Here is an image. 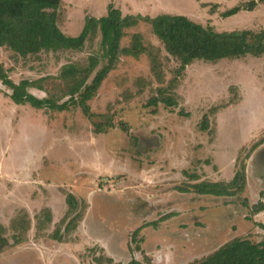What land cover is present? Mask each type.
Returning <instances> with one entry per match:
<instances>
[{"label": "rangeland", "instance_id": "rangeland-1", "mask_svg": "<svg viewBox=\"0 0 264 264\" xmlns=\"http://www.w3.org/2000/svg\"><path fill=\"white\" fill-rule=\"evenodd\" d=\"M249 1L81 2L70 6L61 31L77 36L86 18L106 16L110 3L121 8L123 16L179 14L217 32L261 31L264 1L252 10L223 15ZM65 4L69 8L71 0ZM125 32L122 46L139 33L147 51L159 49L163 83L152 74L147 51L138 58H120L87 101L86 113L71 104L61 111L17 104L0 83V223L9 236V222L22 211L30 221L28 241L0 254V264H98L95 258L100 264H108L107 258L122 264L132 258L141 264H190L234 236H248L253 242L264 236V228L255 224H264V212L251 211L264 201V144L245 159L242 193L215 197L178 190L202 180H230L240 159L264 138V55L194 61L178 78L177 105L150 106L148 101L169 84L178 62L146 22ZM99 42L97 34L82 51L27 58L0 48V63L10 68L8 75L16 83L36 80L56 75L63 64L85 61ZM94 124L104 130L96 132ZM67 192L75 195L83 215L58 243L48 235L66 215ZM44 208L50 209L51 222L46 236L35 238L36 216Z\"/></svg>", "mask_w": 264, "mask_h": 264}, {"label": "trees", "instance_id": "trees-1", "mask_svg": "<svg viewBox=\"0 0 264 264\" xmlns=\"http://www.w3.org/2000/svg\"><path fill=\"white\" fill-rule=\"evenodd\" d=\"M262 1L264 0L245 2L227 10L223 15L231 16L240 10H252ZM65 20L66 10L62 0H0V48L9 50L17 57L27 58L58 51L79 52L87 41L97 34L100 35L97 51L88 55L83 62L63 64L56 75L42 76L36 80L23 79L16 83L8 75L10 68L5 69L1 62L0 83L10 90L6 96L13 102L20 105L28 104L36 109L57 111L65 110L71 104L80 106L86 113L87 101L95 95L106 76L116 69L120 58L122 56L138 58L148 50L143 36L139 33L131 35V42L128 45L121 44L126 34L125 30L136 26L139 21L149 24L151 32L161 42L165 52L178 62L169 84L159 88L157 95L148 101L150 106H156L158 103H163L167 107L177 105L174 91L178 78L183 74L185 67L194 61L216 62L221 59H240L247 55L254 57L264 55V29L258 32L247 29L217 32L212 26H203L179 14H161L154 18L139 14L123 16L120 9L110 3L106 16L87 17L83 30L74 37L61 31ZM150 49L146 52L150 58V70L155 79L163 83L164 72L163 64L159 62L160 51L153 46ZM30 88L44 92L45 96H35L28 90ZM219 109L221 107L217 110ZM94 126L96 132L104 130L101 125ZM201 128L206 130L207 125L202 124ZM261 144H264V138L253 144L248 153L240 159L241 162H238L230 180H202L189 183L186 188L178 190L215 197H230L242 193L247 183L245 159ZM65 202L66 215L48 235L51 240L58 243L64 242L65 233L76 229L83 215L78 200L71 192L65 193ZM243 204L245 206L246 202ZM251 211L253 215L264 212V201L260 200L254 204ZM247 219L252 221L249 217ZM36 220L35 238L46 236L43 232L46 225L51 222L50 209H42ZM255 224L264 228L262 223ZM5 226L0 223V254L29 239L30 221L24 211L9 222V227L13 231L11 235L6 234ZM138 232L139 229L133 232V239ZM95 261L101 263L99 258H95ZM107 261L108 264H122L113 262L111 258H107ZM126 264L141 262L132 258ZM190 264H264V236L256 242L251 241L248 236H234Z\"/></svg>", "mask_w": 264, "mask_h": 264}, {"label": "crops", "instance_id": "crops-1", "mask_svg": "<svg viewBox=\"0 0 264 264\" xmlns=\"http://www.w3.org/2000/svg\"><path fill=\"white\" fill-rule=\"evenodd\" d=\"M62 2L64 3L63 5H64V8H65V10H66V19L68 18V10L70 9V6H72V5H75V4H79V3H86V4H91V3H96V0H71V4L69 5V8L66 6V4H65V0H62ZM81 3V4H82ZM114 5L116 6V4L114 3ZM121 6L119 5V8H120ZM84 9V8H83ZM121 9V8H120ZM263 212H261V213H259L258 215H260V214H262ZM257 221V220H256Z\"/></svg>", "mask_w": 264, "mask_h": 264}]
</instances>
